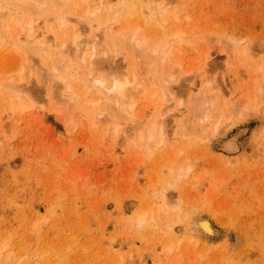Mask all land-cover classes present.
Returning <instances> with one entry per match:
<instances>
[{"label":"rangeland","instance_id":"1","mask_svg":"<svg viewBox=\"0 0 264 264\" xmlns=\"http://www.w3.org/2000/svg\"><path fill=\"white\" fill-rule=\"evenodd\" d=\"M28 1L0 0L1 28L11 15L25 25L19 45L0 35V264H264V0H57L28 8L35 17ZM133 31L147 37L145 57ZM77 34L80 50L98 37L109 51L93 69L74 49L61 62ZM52 63L62 78L47 77ZM92 71L134 80L132 116L99 95Z\"/></svg>","mask_w":264,"mask_h":264},{"label":"bare ground","instance_id":"2","mask_svg":"<svg viewBox=\"0 0 264 264\" xmlns=\"http://www.w3.org/2000/svg\"><path fill=\"white\" fill-rule=\"evenodd\" d=\"M5 1H6V0H5ZM9 1H10V0H9ZM18 1H19V0H18ZM20 1H21V0H20ZM22 1H23V0H22ZM30 1H31V2L28 1L29 3L26 4V5L29 6V7L26 6L27 8L25 7V5H22V4H21V5H22L23 7H25L26 9H28V8L30 9V7L34 6V7L32 8V10L35 11V10H39V9H43V8H47V6H48V7H49V6H52L50 3H52V2H56L57 0H30ZM65 1H66V0H65ZM104 1H105V0H104ZM124 1H125V0H124ZM136 1H137V0H136ZM144 1H145V0H144ZM144 1L138 0V3H139V5L141 4V7H142V8L145 7V6H144V3H143ZM166 1H167V0H166ZM58 2L61 3V2H64V1H63V0H62V1L59 0V1H57V3H58ZM78 2H79V1H78ZM101 2H103V0H102ZM169 2L172 3L171 0H170ZM12 3H13V2H12ZM26 3H27V2H26ZM108 3H109V2H108ZM126 3H127V2H126ZM128 3H129V2H128ZM134 3H136V2H134ZM170 3H169V4H170ZM13 4H14V3H13ZM13 4H12V5H13ZM15 4H16V3H15ZM18 4H19V3H18ZM49 4H50V5H49ZM52 4H53V3H52ZM81 4H82V3H81ZM21 5H20V6H21ZM14 6H15V5H14ZM22 6H21V8H22ZM134 6H135V5H134ZM1 7H3V6H1ZM7 7H8V6H7ZM11 7H13V6H11ZM55 7H56V6H55ZM55 7H54V8H55ZM66 7H67V6H66ZM86 7H87V6H86ZM121 7L123 8L122 5H121ZM145 8H146V7H145ZM26 9H24V10H26ZM29 9H28V11H29V12H32V10H29ZM51 9H52V8L50 7V10H51ZM66 9H67V8H66ZM75 9H76V8H75ZM90 9H91V8H90ZM109 9H111V5H110V3H109ZM4 10H5V9H4ZM46 10H47V9H45L44 11H46ZM83 10H85L86 12H89V10H86V8L83 9ZM83 10H81V11H83ZM92 10H93V9H92ZM118 10L120 11L121 9L119 8ZM118 10H117V13L119 12ZM123 10H124V9H123ZM139 10H141V9H139ZM28 11H27V12H28ZM34 11L32 12V13H33V16H34ZM65 11H66V10H65ZM65 11H64V12H65ZM81 11H80V12H81ZM85 11H83V12H85ZM93 11L95 12L96 9H94ZM142 11H143V10H142ZM142 11H139V12H142ZM9 12H10V11H9ZM11 12H12V10H11ZM11 12H10L9 15H11ZM15 12H16V10H15ZM35 12H36V11H35ZM50 12H53V10H51ZM90 12H91V10H90ZM130 12H131V11H130ZM144 12H145V11H144ZM144 12H143V13H144ZM32 13H31V14H32ZM54 13H56V12H54ZM81 13H82V12H81ZM114 13H115V11H114ZM12 14H13V13H12ZM28 14H29V13H28ZM83 14H84V13H82L81 15H83ZM91 14H93V12H91ZM0 15H2V16H3V15H4V16H7V11L5 10L4 14L1 13ZM23 15H24V14H23ZM65 15H66V16H65ZM84 15H85V14H84ZM2 16H1V17H2ZM13 16H15V15H13ZM13 16L11 15V17H10V16L8 17V20H9V18H10V20L8 21V24L6 25V26H7L6 28H7L8 30H7L6 28H5L6 30H5V29H2V28H1V25H0L1 30L4 32V34H3V32L0 30V31L2 32L0 35H1V37L4 38V39H7V40L9 39V40H8L7 42H5L4 44H6V43L8 44V43H11L12 41H14V43H16L17 45H19V44H21L20 41H21V38H22V37H21V35H22V31H23L22 28H23L25 25H23L24 23L22 24L23 26L21 25V20H22L23 18L20 17V19H16L17 21H15V19L12 18ZM28 16H29V15H28ZM33 16H31V17L27 20V22H26L27 25L29 26V30H30V31H34V30L37 28V27H35V25H34V19H33V18H34L35 16H34V17H33ZM75 16H76V15H75ZM112 16L115 17V18L113 17L114 19L112 18V20L114 21V20L116 19V21H117L118 18H116V15H115V14H114V15L112 14ZM112 16H111V17H112ZM17 17H18V15H17ZM32 17H33V18H32ZM49 17H50V16H49ZM65 17L68 18V15H67V14H64V18L61 19V20L64 21V24H66V23H65V19H67V18H65ZM93 17H94V16H93ZM4 18H5V17H4ZM14 18H15V17H14ZM72 18H73V17H72ZM81 18H82V17H81ZM1 19H2V21H3V18H1ZM57 19H58V18H57ZM79 19H80V18H79ZM141 19H143V18H141ZM6 20H7V19H6ZM61 20H60V21H61ZM85 20H86V19H85ZM110 20H111V19H110ZM112 20H111V22H113ZM14 22H15V24L17 23V25H15L14 28H12V30L9 29V28L12 26V24H13ZM45 22H46V21H45ZM78 22H79V21H78ZM80 22H82V20H80ZM80 22H79V24H80ZM117 22H118V21H117ZM50 23H52V22H50ZM50 23L48 22V24H50ZM82 23H84V22H82ZM87 23H88V20H87ZM101 23H102V22H101ZM106 23H108L107 20L104 21V24H106ZM154 23H155V22H154ZM163 23H164V22H163ZM4 24H6V23L4 22ZM52 24H53V23H52ZM52 24H51V25H52ZM61 24H62V22H61ZM68 24H69V23H68ZM68 24H67V25H68ZM104 24L102 23V26H103L102 29H103V30L105 31V33H106L111 27L108 28V30L106 29V30H107V31H106L105 28H104ZM114 24H115V23H114ZM53 25H55V24H53ZM3 26H4V25H3ZM16 26H19V27L21 28L20 31H19L18 33H15V32L13 31V30L15 29ZM48 26H49V25H48ZM70 26H71V25H70ZM83 26H84V25H83ZM136 26H138V25H136ZM139 26H140V25H139ZM12 27H13V26H12ZM49 27H50V26H49ZM56 27H59V26H56ZM86 27H87V26H86ZM100 27H101V26H100ZM116 27H117V26H116ZM158 27H159V26H158ZM39 28H40V27L38 26L37 29L39 30ZM51 28H52V27H51ZM60 28H64V27L61 26ZM60 28H58V29H60ZM87 28H88V27H87ZM98 28H99V27H98ZM117 28H118V27H117ZM123 28H124V27H123ZM123 28H122V29H123ZM136 28H139V27H136ZM52 29H53V28H52ZM74 29H75V27H74ZM21 30H22V31H21ZM47 30H48V29H47ZM77 30H78V29H77ZM168 30H169V29H168ZM39 31H40V30H39ZM49 32H51V31H49ZM75 32H76V31H75ZM75 32H74V34H75ZM102 32H103V31H101V33H102ZM108 32H109V31H108ZM130 32H132V31H130ZM164 32H165V31H164ZM174 32H175V30H174ZM43 33H44V32H43ZM77 33H78V32H77ZM79 33H81V32H79ZM101 33H100V34H101ZM115 33H117V32H115ZM121 33H122V32H121ZM177 33H178V32H177ZM52 34H53V33H52ZM74 34H73V36H74ZM110 34H111V33H110ZM123 34H124V33H123ZM131 34H132L131 39H130V42H131V43L128 42V43H130V44H129L130 46L132 45L131 48H132V47H133V48L135 47V48H138V50L143 51V49H144L143 46L146 47V43H147V39H146V38H147V37H146V38H142V37H140V35H138V34H139L138 31H133V33H131ZM166 34H167V33H166ZM182 34H183V33H182ZM70 35H71V34H70ZM141 35H142V34H141ZM174 35H175V34H174ZM174 35H173V36H174ZM178 35H179V34H178ZM178 35L176 34L175 37L177 38ZM93 36H94V38L97 37V36L95 37V35H93ZM114 36H115V34H114ZM114 36L111 35L110 37H113V40H114L115 42L118 41V38H114ZM31 37H32V36H31ZM63 37L65 38L64 34H63ZM80 37H81L80 34H77V35H75V37H73V38L71 39V41H70V39H69V42H70L71 44L76 45V46H75L76 49L73 48L74 46H72L70 43H69V44H70V45H69V44H68V41L66 42L65 39L62 40V45H61L62 48H61V52L59 51V52H60L59 56L62 57V58H60V59L62 60L61 62L63 63V62L65 61V58H67V57H65L66 54H67V52H68L67 50H69V53H71L70 50H72V52L75 50V51L73 52V54H72V53L70 54V56H73L72 58H73V59L75 58L74 60H76V61H78V62H81V63L84 62L85 65H86V63H87V65H88V67H89L88 69H90V68L93 69L95 63L97 64L96 61H98V60L101 58V56H102L103 54H104L103 56H105L106 54H109V51H106V50L103 51V48H101V47H100L101 50H99V48H98L99 46H98L97 43H96V39H97L98 37H97L95 40H94V38H93L94 41L92 42V46H90V47H91L90 51L88 50V48L85 49V46H84V47H83V46H80V47H81V50H80V48H79V44L81 43V40H80V39H82V38H80ZM175 37H174V38H175ZM102 38H103V37H102ZM108 38H109V37H108ZM127 38H128V37H127ZM11 39H12V40H11ZM99 39H100V38H99ZM110 39H111V38H110ZM164 39H166V38L164 37ZM79 40H80V41H79ZM83 40H84V39H83ZM100 40H102V39H100ZM120 40H121V39H120ZM120 40H119V42H120ZM167 40H168V39H167ZM110 41H111V43H110L109 45H112V39H111ZM161 42H163V41H161ZM168 42H169V41H168ZM102 43H103V42H102ZM125 43H127V42H125ZM163 43H164V42H163ZM163 43H162L161 45H163ZM169 43H170V42H169ZM169 43H168V44H169ZM1 44H2V43H1ZM7 44H6V45H7ZM11 44H12V43H11ZM103 44H104V43H103ZM119 44H120V43H118V45H119ZM159 44H160V43H159ZM159 44H158V45H159ZM28 45H29V44H28ZM68 45H69V49H68ZM99 45H101V43H100ZM125 45H128V44H125ZM161 45H159L160 47H155V48H153V49H152V54H151V53H150V54H151L152 56L155 55V57L157 58V56H159L160 53H162V52L164 51L163 48L165 47V44H164V46H161ZM13 46H14V45H13ZM20 46H21V45H20ZM70 46H71L72 48H71ZM97 46H98V47H97ZM101 46H102V45H101ZM130 46H128V48H129ZM15 47H16V46H15ZM41 47H42V46H41ZM103 47H104V45H103ZM112 47H113V45H112ZM121 47H122V45H121ZM121 47H120V48H121ZM142 47H143V49H142ZM21 48H22V47H21ZM28 48H29V47H28ZM28 48H27V49H28ZM33 48H34V47H33ZM33 48H32V49H33ZM43 48H44V47H43ZM58 48H59V46H58ZM107 48H108V47H107ZM113 48H114V47H113ZM139 48H140V49H139ZM10 49H12V48H10ZM22 49H23V48H22ZM27 49H25V50H27ZM29 49H30V48H29ZM41 49H42V48H41ZM64 49H65V50H64ZM73 49H74V50H73ZM104 49H105V47H104ZM121 49H122V48H121ZM150 49H151V48H150ZM165 49H166V48H165ZM42 50H43V49H42ZM59 50H60V49H59ZM111 50H112V48H111ZM114 50H115V49H114ZM114 50H113V51H114ZM119 50H120V49H119ZM131 50H133V49H131ZM135 50H136V49H135ZM135 50H133V51L135 52ZM144 50H145V49H144ZM29 51H32V50H29ZM47 51H48V50H47ZM66 51H67V52H66ZM88 51H89V52H88ZM102 51H103V52H102ZM123 51H124V50H123ZM149 51H150V50H149ZM9 52H10V51H9ZM41 52L44 53L43 51H40V53H41ZM56 52H57V50H56ZM98 52L101 53V54L103 53L101 56H99L100 54L98 55V56L100 57L99 59L97 58L98 56L96 57V55L98 54ZM107 52H108V53H107ZM114 52H115V51H114ZM136 52H137V51H136ZM136 52H135V53H136ZM143 52H144V53L141 52V54H143V56H144L145 51H143ZM146 52H147V51H146ZM166 52H167V51H166ZM13 53H14V52H13ZM28 53H30V52H28ZM32 53H33V51L31 52V54H32ZM36 53H37V52H36ZM50 53H52V52H50ZM57 53H58V52H57ZM57 53H56V54H57ZM120 53H121V52H119V54H120ZM147 53H148V52H147ZM4 54H5V52H4ZM7 54H8V53H7ZM7 54H6V55H7ZM10 54H11V53H10ZM10 54H9V55H10ZM31 54H30V55H27V56H31ZM112 54H113V53H112ZM137 54H138V53H137ZM150 54L147 55V56H150ZM169 54H170V53H169ZM35 55H37V54H35ZM35 55H34V56H35ZM50 55H51V54H50ZM50 55H49V56H50ZM122 55L125 56L126 54H122ZM0 56H1V55H0ZM7 56H8V55H7ZM13 56H14V55H13ZM34 56H33V57H34ZM44 56H45V55H44ZM46 56H47V55H46ZM51 56H52V55H51ZM55 56H57V55H55ZM55 56H54V57H55ZM106 56H107V55H106ZM112 56H113V55H112ZM140 56H141V55H140ZM160 56H161V55H160ZM160 56H159V57H160ZM5 57H6V56H5ZM5 57H3V59H6V58L8 59V57H6V58H5ZM10 57H11V55H10ZM33 57L31 56V57H29V58H33ZM41 57H42V56H41ZM115 57H116V56H115ZM115 57H114V58H115ZM121 57H122V56H121ZM144 57H145V56H144ZM27 58H28V57H27ZM27 58H26V60H27ZM49 58H50V57H49ZM49 58H48V59H49ZM95 58H97V59H95ZM110 58H111V57L109 56V59H110ZM122 58H123V57H122ZM124 58H125V57H124ZM151 58H153V57H151ZM163 58H164V57H163ZM12 59H13V58H12ZM16 59H18V58H16ZM50 59H52V58H50ZM58 59H59V58H58ZM58 59H57V60H58ZM67 59H68V58H67ZM101 59H103V58H101ZM153 59H155V58H153ZM158 59H159V58H158ZM14 60H15V59H14ZM32 60H34V59H32ZM71 60H72V59H71ZM106 60H108V59H106ZM106 60H104V61H106ZM22 61H24V60H22ZM40 61H41V60H40ZM52 61H53V60H52ZM76 61H75V62H76ZM110 61H111V60H110ZM122 61H123V59H122ZM144 61H145V59H144ZM150 61H151V59H150ZM154 61H155V60H154ZM154 61H153V62H154ZM31 62H33V61H31ZM42 62H43V61H42ZM49 62H50V61H48V64L51 63V62H50V63H49ZM98 62L100 63L101 60H99ZM241 62H242V61H241ZM43 63H44V62H43ZM55 63H56V62H55ZM58 63H59V62H57V64H58ZM62 63H60V67L63 68L64 65H63ZM72 63H73V62H72ZM99 63H98L97 65H99ZM150 63H151V62H150ZM162 63H163V62H162ZM162 63H161V64H162ZM52 64H53V63H52ZM52 64H51V65H52ZM66 64H67V63H66ZM75 64H76V63H75ZM161 64H160V65H161ZM32 65H33V64H32ZM37 65H38V64H37ZM61 65H62V66H61ZM97 65H96V66H97ZM101 65H102V64H101ZM142 65H143V64H142ZM176 65H178V64H176ZM176 65H174V66H176ZM25 66H26V65H25ZM39 66H40V65H39ZM44 66H45V65H44ZM46 66H50V65H46ZM53 66H54V64L51 66V68H52L51 71H52V72H50L49 74H47V72H46L47 77H49V76L51 77V75H52L53 73H54L53 75H56L57 77H61V76H58V75H57L58 72L55 73L56 70H54V69H57V65L54 66L55 68H53ZM66 66H67V65H66ZM174 66H173V68H174ZM26 67H27V66H26ZM32 67H33V66H32ZM67 67H68V66H67ZM100 67H101V66H100ZM176 67H177V66H176ZM11 68H12V67H11ZM46 68H47V67H46ZM49 68H50V67H49ZM98 68H99V67H98ZM102 68H103V67H102ZM169 68H170V67H169ZM22 69H23V67H20V68H19V71H21ZM28 69H29V68H28ZM67 69H68V68H67ZM41 70H42V69H41ZM53 70H54L55 72H54ZM64 70H66V68H64ZM97 70H98V69H97ZM100 70H101V69H100ZM165 70H166V69H165ZM167 70H168V69H167ZM167 70H166V71H167ZM12 71H13V70H12ZM12 71H11V72H12ZM93 71H95V69H94ZM93 71H92V72H93ZM168 71H169V70H168ZM168 71H167V72H168ZM29 72H30V70L28 71V73H29ZM31 72H32V71H31ZM63 72H65V71H63ZM66 72H67V71H66ZM84 72H85V71H84ZM92 72H89V76H90V77L92 76V77L90 78V81H89V82H90V84H92L93 86H95V87L97 88V89H96V88H95V89H96V91L99 93V95H100V94H102V95H104V94L109 95L108 97H110V99H109L110 102H108V101H107V102H108V104H110L111 102L113 103V105H111V107L113 106V107H112L113 110H116V108L119 109V111H120V114H119V115H121V113H122V114H127V116H132V111L134 110L133 108L135 107V104H136V103L134 104V101H135V98H136L138 95H137V96H136V95H133V96H135L134 98L130 96V97H129L130 99H127V93H126L127 90L125 91V89H126V87H130V86L133 84V81H134V80H131L132 82L129 81V80H130V79H129L130 77L127 79V76L125 75L126 72H125V73H122V74H124L126 77H124V75L122 76L121 74H117V73H116L117 75H115V74L113 75V73H112V75H109V74L105 73V74H107V76H103V75L97 76V75H95V73H96L97 71H96V72H93V73H92ZM115 72H116V71H115ZM172 72H173V71H172ZM8 73H10V72H8ZM15 73H16V72H15ZM51 73H52V74H51ZM110 73H111V72H110ZM118 73H119V72H118ZM4 74H5V73H4ZM16 74H18V73H16ZM39 74H41V73L39 72ZM50 74H51V75H50ZM62 74H63V73H62ZM64 74H65V73H64ZM87 74H88V73H87ZM159 74H160V73H159ZM6 75H8V74L6 73ZM31 75H33V74H31ZM31 75H30V76H31ZM44 75H45V74H44ZM48 75H49V76H48ZM108 75H109L110 77H109ZM179 75H180V74H179ZM22 76H23V75H22ZM27 76H28V75H27ZM30 76H29V77H30ZM56 76H54V77H56ZM154 76H155V75H154ZM163 76H164V75H162V77H163ZM11 77H12V76H11ZM40 77H41V76H40ZM72 77H73V76H72ZM132 77H133V76H132ZM162 77L160 78V79H162V80H161L162 82H160V83H162V86H163L164 88L168 89L167 91H170V90L172 89V88H171V87H172V86H171V83H172L173 80H175V76L173 75V73H171V72L169 71V73H168L165 77H163V78H162ZM9 78H10V76H9ZM9 78H8V79H9ZM44 78H45V77H44ZM61 78H62V77H61ZM64 78H65V76H64ZM70 78H71V77H70ZM73 78H74V77H73ZM10 79H11V78H10ZM20 79H21V77H20ZM22 79H23V78H22ZM42 79H43V78H42ZM53 79H54V78H53ZM37 80L41 81V79H37ZM47 80H49V79H47ZM47 80H46V82H47ZM56 80H57V78H55V82L57 83L58 81L60 82L61 79H60V80L58 79V81H56ZM154 80H156V79H154ZM14 81H15V80H14ZM19 81H21V80H19ZM28 81H29V80H28ZM63 81H64V80H63ZM66 81H67V80H66ZM29 82H30V81H29ZM55 82H54V83H55ZM59 82H58V83H59ZM69 82H70V80H69ZM69 82H68V84H69ZM89 82H88V84H89ZM42 83H44V82L42 81ZM58 83H57V84H58ZM70 83H71V82H70ZM45 84H46V83H45ZM71 84H72V83H71ZM30 85H31V84H30ZM52 85L55 86V84H52ZM59 85H60V84H59ZM92 85H91V86H92ZM135 85H136L135 87L131 88V89H133V91H131V92H133L134 94H135V93L138 94V92H134V91L137 90L138 88H140L141 85L138 84L140 87H138L137 84H135ZM42 86H44V85H42ZM54 86H53V87H54ZM57 86H58V85H57ZM67 86H70V87H68L69 89L71 88V85H67ZM88 86H89V85H88ZM93 86H92L91 88H94ZM159 86H160V85H159ZM162 86H161V87H162ZM173 86H174V85H173ZM4 87H5V86H4ZM14 87H16V90H17V91H21V90H24V88H26V86H25L24 84H22V85H17V86H14ZM53 87H52V88H53ZM89 87H90V86H89ZM137 87H138V88H137ZM257 87H258V86H257ZM58 88H59V87H58ZM68 88H67V89H68ZM134 88H135V89H134ZM213 88H214V87H213ZM12 89H13V88H12ZM28 89H29V87H28ZM56 89H57V88H56ZM88 89H90V88H88ZM162 89H163V88H162ZM5 90H6V89H5ZM90 90H91V89H90ZM140 90H141V89H139V91H140ZM129 91H130V90H129ZM137 91H138V90H137ZM51 92H53V91L50 90V93H51ZM100 92H101V93H100ZM131 92H130V93H131ZM143 92H144V91H143ZM213 92H214V91H213ZM50 93H49V94H50ZM67 93H68V91H67ZM67 93H66V94H67ZM86 93H87V92H86ZM155 93H156V92H155ZM169 93H170V92H169ZM171 93H172V92H171ZM52 94H53V93H52ZM64 94H65V93H64ZM66 94H65V95H66ZM70 94H71V93H70ZM73 94H74V95H73ZM96 94H97V93H96ZM96 94H95V95H96ZM131 94H132V93H131ZM53 95H54V94H53ZM65 95H64V96H65ZM68 95H69V93H68ZM153 95H154V94H153ZM69 96H70V97L73 96V99H74V98H75L74 96L77 97V93L74 92V93H72V94L69 95ZM104 97H105V96H104ZM163 97H164V99H165L166 96L163 95ZM168 97H169V96H168ZM170 97H171V96H170ZM199 97H200V96H199ZM211 97H212V96H211ZM64 98H66V97H64ZM71 98H72V97H71ZM98 98H99V97H97L96 99L94 98V99L91 100L92 106L94 105V103L96 104V102H98V100H99ZM100 98H102V97H100ZM76 99H77V98H76ZM103 99H104V98H103ZM133 99H134V100H133ZM200 99H201V98H200ZM66 100H67V99H66ZM71 100H72V99H70V102H71ZM101 100H102V99H101ZM86 101H87V102H86V104H87L89 100H86ZM132 101H133V102H132ZM204 101H205V100H204ZM65 102H66V101H65ZM162 102H164V101H162ZM205 102H206V101H205ZM67 103H68V102H67ZM89 103H90V102H89ZM180 103H181V102H180ZM165 104H166V103H165ZM70 105H71V104H70ZM163 105H164V104H163ZM163 105H161L162 108H163ZM197 105H198V104H197ZM106 106H107V104H106ZM159 106H160V105H159ZM207 106H208V105H207ZM87 107H88V105H87ZM111 107H110V108H111ZM165 107H166V106H165ZM195 107H196V106H195ZM142 110H143V108H142ZM107 111H108V110H107ZM161 111L164 112L163 109H160V108H159V111H158L159 113H158V114H159V117L161 118L160 120H162V118H165V115L168 114V113H166L167 110H165V111H166V112H164L165 115H164L163 112H162V114L164 115V117H163L162 114H161ZM133 112H134V111H133ZM117 113H119V112H117ZM143 113H144V112H143ZM150 113H151V112H150ZM199 114H200V113H199ZM199 114H198V115H199ZM200 115H201V114H200ZM123 116H124V115H123ZM145 116H146V115H145ZM161 116H162V117H161ZM204 116H206V118H207L208 114H207V115H206V114L203 115V118H202V119H203V120H206V118H204ZM125 117H126V116H125ZM141 117H142V116H141ZM145 118H146V117H145ZM142 119H143V118H142ZM157 119H158V118H157ZM207 119H208V118H207ZM116 120H117V119H116ZM163 120H164V119H163ZM203 120H202V122H203ZM155 122H156V121H155ZM163 122H164V121H163ZM207 122L210 123V119H209V121H207ZM152 123H153V121H152ZM152 123H151V124H152ZM157 123L160 124L161 122H158V121H157ZM203 123H204V122H203ZM201 124H202V123H201ZM152 126H153V124H152ZM152 126H150V128H151ZM160 126H161L162 129H163L164 126H163V125H160ZM160 126H159V127H160ZM200 126H201V125H200ZM202 126H204V124H202ZM161 127H160V128H161ZM205 127H206V126H205ZM207 127H208V126H207ZM218 127H219V125L216 124V125H215V129H217ZM147 129H148V128H147ZM153 129H154V126H153ZM153 129H152V130H153ZM213 129H214V128H213ZM199 130H200V129H199ZM217 130H218V129H217ZM148 131H149V130H148ZM150 131H151V129H150ZM153 131H154V130H153ZM165 131H166V130H165ZM167 131H168V130H167ZM207 131H208V130H207ZM162 132H163V130H162ZM162 132H158V133H162ZM170 132H171V131H170ZM152 133H153V132H150V134H149L150 136L148 135V136L150 137V139H151L152 136L154 137V135H152ZM140 134H141V133H140ZM153 134H154V133H153ZM165 134H166V133H165ZM162 135H164V134H162ZM168 135H169V133H168ZM172 135H173V134H172ZM153 137H152V138H153ZM166 137H168V136H166ZM146 138H147V137H146ZM141 139H143V137H141ZM139 140H140V139H139ZM145 140H146V139H144V141H145ZM151 140H152V139H151ZM153 140H154V139H153ZM153 140H152V141H153ZM148 141H149V139H148ZM142 142H143V141H142ZM153 142H154V141H153ZM228 143H229V142H228ZM231 143H232V142H231ZM150 144H153V143H150ZM164 144H165V143H164ZM229 145H231V144H229ZM149 146H150V145H149ZM227 147H228V145H227ZM147 148H148V147H147ZM155 148H156V147H155ZM234 148H235V147H234ZM235 149H236V148H235ZM151 151H152V150H151ZM151 151H150V152H151ZM181 168H182V167H181ZM180 170H181V169H180ZM180 170H179V171H180ZM182 170H183V169H182ZM182 170H181V171H182ZM178 173H179V172H178ZM178 173H177V174H178ZM180 175H181V174H180ZM180 175L178 174V176H180ZM182 175H183V174H182ZM142 212H143V211H142ZM145 214H146V213H145ZM145 214L140 213V214L138 215L136 221H137V224H139V226H141V224L144 223V220H145ZM201 220H202V219H201ZM199 221H200V220H199ZM199 221H198V222H199ZM192 222H193V221H192ZM201 223H202V221H201ZM201 223H198L197 225H200ZM208 224H209V223H208ZM208 224H207V222L205 221V223H202L203 226H198V227H200V228L202 227L205 231H209V230H210V227H209ZM197 225H196V226H197ZM211 229H212V228H211ZM204 230H203L202 232H205ZM211 232H212V231H211ZM211 232H209V234H211ZM195 233H197V232H195ZM212 234H213V233H212ZM192 236H193V235H192ZM194 237H195V236H194ZM195 242H196V241H195ZM8 255H9V254H8ZM82 255H83V254H82ZM7 257H8V256H7ZM10 263H11V262H10Z\"/></svg>","mask_w":264,"mask_h":264}]
</instances>
